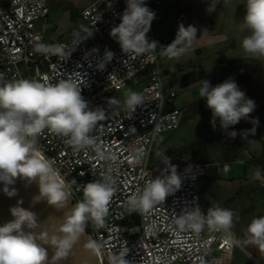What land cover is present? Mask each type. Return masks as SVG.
I'll list each match as a JSON object with an SVG mask.
<instances>
[{"label":"built area","instance_id":"obj_1","mask_svg":"<svg viewBox=\"0 0 264 264\" xmlns=\"http://www.w3.org/2000/svg\"><path fill=\"white\" fill-rule=\"evenodd\" d=\"M160 3L161 0H145L150 10ZM125 8L126 0H93L80 11L84 25L72 27L66 38L52 42L44 38L43 30L36 29L49 13L48 0H0V84L19 79L43 83L45 76L51 84L70 80L81 88L90 109L103 110L104 119L89 132L95 139L94 146L74 151L65 143L67 138L47 129L36 143L58 171L74 206L83 200L86 183L106 182L115 189L104 226L97 228L88 221L85 227L87 237L98 246V264H112L114 257L122 256L130 264H264L252 257L245 262L235 261L237 244L230 230L210 231L205 224L196 233L186 225L181 228L177 222L197 207L205 217L212 208L200 203L198 186L203 166L209 162L176 163L167 156L177 166L180 189L148 213L130 211V199L167 167L162 163L164 157L158 166L150 164L152 145L158 134L180 124L184 107L167 106L175 93L164 92L157 63L167 39L157 36L152 24L147 39L160 46L150 53L126 55L119 45L103 42L106 37L113 39L111 28L120 23ZM42 25L45 29L44 22ZM38 44L64 45V54L39 53L35 50ZM106 51L114 55L100 69L98 65L104 61ZM142 76L144 83L136 92L143 94L145 102L135 112L125 109V98L119 105L110 102L111 94L137 83ZM236 76V70L231 68L219 83L231 78L239 86ZM218 165L217 171L229 169L228 162Z\"/></svg>","mask_w":264,"mask_h":264},{"label":"clouds","instance_id":"obj_2","mask_svg":"<svg viewBox=\"0 0 264 264\" xmlns=\"http://www.w3.org/2000/svg\"><path fill=\"white\" fill-rule=\"evenodd\" d=\"M228 2L225 0V4ZM218 3L219 0H213L207 5V11L214 12ZM245 8L243 28L250 31V35L243 38L241 46L249 58H264V0H246ZM155 18V12L146 6L145 0H126L120 23L111 28L110 35L126 55L150 53L160 46L157 41L150 42L146 36ZM196 38L195 26L179 24L175 39L162 46L165 55L179 58ZM64 47L38 44L35 50L45 55H63ZM113 55L111 51H106L104 61L98 67L103 69ZM43 80L41 83L19 79L0 84V182H3L2 190L9 198L18 194L15 187H9L17 179L25 181L26 186L35 183L39 192L32 197V204L46 202L61 211L67 208L70 194L51 161L36 147L37 138L47 129L67 138L65 143L74 151L94 146L95 139L89 136V132L104 119V112L100 108L90 109L81 95V88L70 80H60L56 84L49 83L47 76ZM201 84L199 96L206 99V107L211 110L213 127L217 118L225 131L242 119H250L256 107L255 101L246 97L234 79H226L214 87L208 80H203ZM110 102L120 104L115 98ZM144 102L143 94L128 90L123 104L126 110L135 112ZM251 122L255 125L259 123L258 118H252ZM255 130V127L247 130L245 136L254 135ZM228 134L232 138L237 136L236 131ZM100 155L103 156V153ZM163 156L162 163L167 167L160 176L149 180L141 193L130 199V211L148 213L154 205L164 202L167 196L180 189L182 181L177 166ZM255 175L259 177V170ZM82 191L83 200L71 210H65L62 219L50 216L44 222L39 220L36 212L21 207L22 199L17 200L16 205L9 209L13 219L0 226V264H60L67 260L73 254L74 246L80 243L88 221L97 228L104 226L115 189L109 183L93 181L84 184ZM233 215L231 210L215 206L208 209L205 217L197 207L177 222L181 228L186 225L196 233L205 224L210 231L227 232L232 227ZM246 235V242L264 253V216L252 219ZM233 243L239 245L240 241L233 238ZM81 247L90 256L98 250L91 237ZM49 249L53 253L51 257ZM124 257H114L112 264H130Z\"/></svg>","mask_w":264,"mask_h":264},{"label":"rangeland","instance_id":"obj_3","mask_svg":"<svg viewBox=\"0 0 264 264\" xmlns=\"http://www.w3.org/2000/svg\"><path fill=\"white\" fill-rule=\"evenodd\" d=\"M48 1L49 13L45 20L37 24L36 29L43 30L45 39L56 42L67 37L69 30L74 27L75 21L70 16L67 0ZM42 22L45 24V29H43ZM103 42L118 44L115 39L109 37L104 38ZM231 68L234 67L229 66L227 71ZM221 71L226 72V70ZM163 75L161 71V79L164 83ZM222 75L219 76V82ZM214 79L213 76L207 79L213 87ZM201 85L195 84L188 87L186 91L181 89L179 84L168 83L167 90H172L176 93L174 98L183 100L184 112L180 124L175 129L156 136L152 145L150 164L158 166L164 157L163 154L170 156L171 151L177 156L176 159L174 156L170 157L176 163L194 160L209 162L208 165L203 166V176L199 178L198 186L205 193L210 192L211 195L206 194V197H208V202L212 206H220L223 204L224 199L234 196L231 202L223 205L234 214L232 227L229 230L233 233L236 240L240 241V244L234 247V260L245 262L248 257H252L264 263V253L257 246L246 242V229L249 223L253 218L264 216V172L260 173L259 177H256L255 173L258 168H254L247 163L249 161V158H247V149L249 147L243 145V141L240 146L239 144H230L227 141V137L233 139L228 134L231 131H235L233 127L230 126L226 131L222 130L218 118L215 127H213L211 110L206 107V99L199 96ZM138 87V83H130L111 94L110 97L121 102L124 100L125 93L128 90L136 92ZM193 100L200 101L201 104H192L191 101ZM242 120V131L237 133L236 140L240 141L239 138L241 136V138L248 141L247 144L250 146L254 143V141L250 140L254 135L248 134L245 136V132L250 130L253 125L247 123L248 120ZM256 129L260 137L264 139V131H262L261 125L258 124ZM222 161L228 162L229 169L217 171L218 162ZM241 163L246 164V173L241 172ZM236 172H240L239 175H241L237 178L229 179V175L232 173L237 174ZM237 189H239L238 192H236Z\"/></svg>","mask_w":264,"mask_h":264},{"label":"crops","instance_id":"obj_4","mask_svg":"<svg viewBox=\"0 0 264 264\" xmlns=\"http://www.w3.org/2000/svg\"><path fill=\"white\" fill-rule=\"evenodd\" d=\"M67 1L70 16L75 21L74 26H83L84 22L80 17V11L93 0ZM211 3L213 0H161L159 5L151 8L156 14V18L151 23L152 28L157 36L167 39L166 46L175 39L179 24L183 23L185 27L193 25L197 28V38L179 58H169L165 55V49L158 54L159 67L164 74L163 90L166 93L172 91L167 90L170 82L179 84L181 89L186 90L190 86L201 84L203 80L212 76L215 78V86L219 84V76L224 73L221 70L227 71L229 66H233L236 70V77L241 83L238 86L239 89L245 92L247 98L254 100L256 105L247 123L253 125L251 129L253 127L256 129L258 125L253 124L251 120L258 118V124L264 131V58H249L241 46L243 38L250 35V31L243 28L246 0H229L227 4H225V0H219L215 11L208 12L207 5ZM198 73L202 76L195 79ZM182 77H184L183 80ZM144 79L143 76L139 78L137 90L143 85ZM174 97H176V93L168 100L167 106L184 107L183 100H176ZM191 102L195 105L201 104L196 100ZM242 124L243 120L231 127L238 133L242 131ZM236 139L237 136L233 139L227 137L230 144H239L240 146L243 141V145L249 147L247 149L249 161L251 155H258L264 150V139L260 137L257 129L250 139L254 141L250 146L247 144L248 141L241 136L240 141ZM173 156L176 159V154L171 151L169 157ZM249 161L247 162L249 163ZM236 173L239 175L240 172ZM232 175L234 173L229 175V179H232ZM206 194L211 195L210 192L205 193L199 188L200 203L203 206L215 207L208 202ZM226 199L219 207L225 204Z\"/></svg>","mask_w":264,"mask_h":264},{"label":"water","instance_id":"obj_5","mask_svg":"<svg viewBox=\"0 0 264 264\" xmlns=\"http://www.w3.org/2000/svg\"><path fill=\"white\" fill-rule=\"evenodd\" d=\"M3 187V182H0V226H3L5 222L13 219L9 209L10 207L15 206L17 200L20 199L23 200L21 207L36 212L41 222L46 221L50 216H55L59 219H62L65 210H71L74 208V204L72 203L73 200L71 198L68 201L67 208L61 211H57L56 209L48 206L46 202H40L33 205L32 197L37 195L39 192L38 186L35 183L26 186L25 181L17 179L14 185L9 186L10 188L15 187L17 189L18 194L12 198H9L4 194L2 190ZM87 238L88 237L85 230L84 235L81 237L80 243L74 246L73 254L70 255L67 260L61 261L60 264H98L96 254L94 256H90L81 247ZM52 254L53 253L51 249H49V257H51Z\"/></svg>","mask_w":264,"mask_h":264},{"label":"trees","instance_id":"obj_6","mask_svg":"<svg viewBox=\"0 0 264 264\" xmlns=\"http://www.w3.org/2000/svg\"><path fill=\"white\" fill-rule=\"evenodd\" d=\"M201 76L202 75L200 73H198L196 75L195 79L200 78ZM183 79H184V77H182V80ZM203 162H205V161H203ZM248 164H251L254 168H258V169L264 170V150H262L261 153L258 154V155H251L250 161H249ZM246 171H247V166H246V164L243 163L242 164V172L246 173ZM240 175L234 174V175L231 176V178H237ZM238 191H239V189H237L236 192H238ZM233 198H234V196L227 198L225 204L231 202L233 200Z\"/></svg>","mask_w":264,"mask_h":264}]
</instances>
